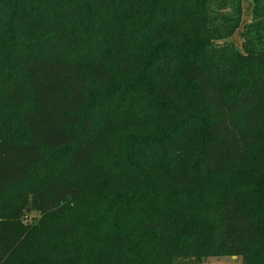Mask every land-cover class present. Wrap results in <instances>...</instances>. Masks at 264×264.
Here are the masks:
<instances>
[{
	"label": "trees",
	"instance_id": "obj_1",
	"mask_svg": "<svg viewBox=\"0 0 264 264\" xmlns=\"http://www.w3.org/2000/svg\"><path fill=\"white\" fill-rule=\"evenodd\" d=\"M211 1L0 0V130L14 110L27 131L0 133V264H264V32L217 50ZM115 73L134 86L89 110ZM146 131L147 150L124 136ZM105 194L124 204L92 230Z\"/></svg>",
	"mask_w": 264,
	"mask_h": 264
},
{
	"label": "rangeland",
	"instance_id": "obj_2",
	"mask_svg": "<svg viewBox=\"0 0 264 264\" xmlns=\"http://www.w3.org/2000/svg\"><path fill=\"white\" fill-rule=\"evenodd\" d=\"M255 6L256 0H212L210 2L208 35L213 38L217 50H222L229 46L239 53H245L246 48L262 50L259 46L256 48L250 46L252 42L258 43L255 38L262 37V33L264 32L262 22L254 18ZM133 86V81L127 82V79L120 77L119 73H115V83L108 82L106 85L107 88H101L92 81H89L87 88V103L89 110L93 111L98 106V101L107 92L116 93L119 87L131 88ZM143 110L147 113V106H145ZM3 120H5L9 127L0 130L1 136H7L13 141H22L25 138L27 131L22 123V115L19 111L7 110ZM150 128L155 129V126L151 124ZM147 132L148 131L143 135L125 134L124 136L131 140L133 148H143L147 150L154 147V144L149 142L150 138ZM137 160H139L138 155L136 150L133 149L132 153L128 155V161L134 163L137 162ZM176 160L182 161V158ZM41 182L42 176L40 169H37L30 183L25 184L22 189L26 190V192H30L33 188L39 189L38 185ZM214 182L216 186L221 184L219 180H215ZM144 197L145 196H138V200L142 204H145L142 201ZM117 200L119 203H117ZM122 204H124V202H120L118 198L108 194L91 196L83 203L82 219L86 223L97 221V223L93 225L92 230L104 229L113 218V209L119 208L120 206L122 207ZM40 218L41 216L38 213L33 212L27 215L24 222L32 225ZM127 218L130 219L131 215ZM128 223H130V221H128ZM123 228L124 227L120 228V230ZM114 230L119 231V228ZM176 264H243V262L239 257L227 255L206 257L200 262L189 259H179Z\"/></svg>",
	"mask_w": 264,
	"mask_h": 264
}]
</instances>
